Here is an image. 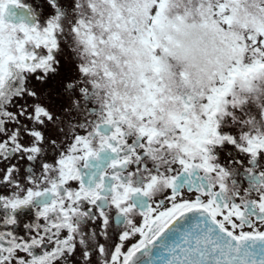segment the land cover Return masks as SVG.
<instances>
[{
	"label": "snow or ice",
	"instance_id": "1",
	"mask_svg": "<svg viewBox=\"0 0 264 264\" xmlns=\"http://www.w3.org/2000/svg\"><path fill=\"white\" fill-rule=\"evenodd\" d=\"M0 264H264V0H0Z\"/></svg>",
	"mask_w": 264,
	"mask_h": 264
}]
</instances>
